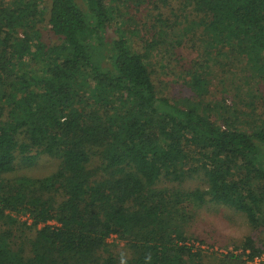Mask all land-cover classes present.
<instances>
[{
    "label": "trees",
    "instance_id": "trees-1",
    "mask_svg": "<svg viewBox=\"0 0 264 264\" xmlns=\"http://www.w3.org/2000/svg\"><path fill=\"white\" fill-rule=\"evenodd\" d=\"M171 1L155 5L158 36L172 33ZM182 4L177 33L201 44L200 60L176 73L165 42L137 50L120 24L109 35L120 9L107 0H0V176L59 161L46 178H0V264H120L100 253L110 235L127 264H192L183 226L207 203L264 228V121L206 98L212 64L240 66L251 95L264 84V0ZM43 23L57 43L42 41ZM166 79L192 98L172 100ZM240 248L226 264H254L264 237Z\"/></svg>",
    "mask_w": 264,
    "mask_h": 264
},
{
    "label": "rangeland",
    "instance_id": "rangeland-1",
    "mask_svg": "<svg viewBox=\"0 0 264 264\" xmlns=\"http://www.w3.org/2000/svg\"><path fill=\"white\" fill-rule=\"evenodd\" d=\"M122 1V4H117L107 0L111 6L116 7L117 10L120 9V12L113 14L114 22L108 30L110 36L116 25L119 26L120 24L126 36L132 39L130 43L137 50L140 49L142 43L145 45L144 40L148 42L151 40L159 43L165 42L163 47L160 44L159 47L164 51L170 45L169 54L172 55L173 61H169L176 73L183 72L184 68L192 67L193 61L200 60L196 49L201 47V44L193 37L180 36L177 33L179 28L182 27L176 24L177 20L171 12L174 9L179 13V10L183 8V0H172L168 7L162 8L163 19L166 17L169 21V23H166L168 28H164L163 31L172 30V33L169 32L168 36L157 35L159 23L156 22V19L160 20L159 10L155 8L158 3L157 0H141L140 4H136L137 0ZM40 32L42 41L46 45L57 43V38L50 33L46 25L44 27V23ZM177 41L180 44H177ZM164 55L167 56V53ZM154 60L152 58L151 63ZM211 67L212 76L209 78L210 85L206 96L207 100L219 101L228 105L235 104L241 112L246 114L249 113V109L254 108L253 115L264 121V84L261 87L259 86L257 90L254 88L255 93L251 95L246 91L248 88L244 86L245 84L240 77V66L227 67L231 72H235L236 76L227 70V74H224L219 65L212 64ZM174 78L177 79L176 76ZM166 81L170 82V89L166 91L175 102L192 98L193 93L187 86L176 83L173 79H166ZM243 117L241 118L244 119ZM58 166L59 161L57 159L41 156L33 167L17 168L15 172L1 175L0 178L42 179L53 174ZM159 186H162V184ZM196 187L203 188L198 181H189L182 185L183 189ZM14 217L19 224L30 226L25 215H14ZM53 224H56V222H50V225ZM183 229L185 236L188 238L187 242L194 247L193 252L199 253L200 251V258L193 259L192 264H226L223 257L228 253L241 254L240 245L246 238L259 242L264 237V228L254 229L242 214L212 203L191 207L187 211V219ZM105 244V247L100 251L102 256L111 255L120 264H127L132 259V251L126 247V243L120 240L117 235H110Z\"/></svg>",
    "mask_w": 264,
    "mask_h": 264
},
{
    "label": "built area",
    "instance_id": "built-area-1",
    "mask_svg": "<svg viewBox=\"0 0 264 264\" xmlns=\"http://www.w3.org/2000/svg\"><path fill=\"white\" fill-rule=\"evenodd\" d=\"M28 221V223H30V220H27ZM49 225H50V222L48 223ZM53 226H56V224H53ZM254 262V264H257V263H260V262H262V263H264V254L263 255H261L260 257L258 256V257H254V260H253Z\"/></svg>",
    "mask_w": 264,
    "mask_h": 264
}]
</instances>
